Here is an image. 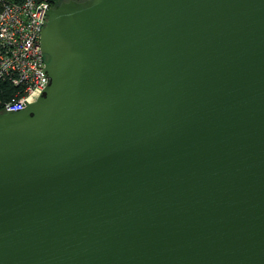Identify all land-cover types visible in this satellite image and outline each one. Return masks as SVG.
I'll return each mask as SVG.
<instances>
[{"label": "water", "instance_id": "water-1", "mask_svg": "<svg viewBox=\"0 0 264 264\" xmlns=\"http://www.w3.org/2000/svg\"><path fill=\"white\" fill-rule=\"evenodd\" d=\"M40 43L0 264H264V0H60Z\"/></svg>", "mask_w": 264, "mask_h": 264}, {"label": "built area", "instance_id": "built-area-1", "mask_svg": "<svg viewBox=\"0 0 264 264\" xmlns=\"http://www.w3.org/2000/svg\"><path fill=\"white\" fill-rule=\"evenodd\" d=\"M51 0H0V79H9L22 94L3 109H22L38 99L47 84L40 37ZM27 102H26V101Z\"/></svg>", "mask_w": 264, "mask_h": 264}, {"label": "trees", "instance_id": "trees-1", "mask_svg": "<svg viewBox=\"0 0 264 264\" xmlns=\"http://www.w3.org/2000/svg\"><path fill=\"white\" fill-rule=\"evenodd\" d=\"M15 3H23L25 0H10ZM53 5L60 3L59 0H51ZM22 94L20 86L14 84L9 79H0V112H3V106L6 102Z\"/></svg>", "mask_w": 264, "mask_h": 264}, {"label": "rangeland", "instance_id": "rangeland-1", "mask_svg": "<svg viewBox=\"0 0 264 264\" xmlns=\"http://www.w3.org/2000/svg\"><path fill=\"white\" fill-rule=\"evenodd\" d=\"M60 1V0H59Z\"/></svg>", "mask_w": 264, "mask_h": 264}]
</instances>
